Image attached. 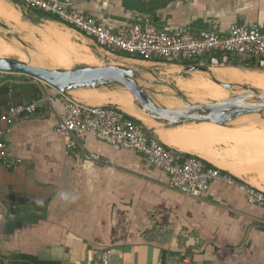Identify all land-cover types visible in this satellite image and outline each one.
<instances>
[{"label":"crops","instance_id":"1","mask_svg":"<svg viewBox=\"0 0 264 264\" xmlns=\"http://www.w3.org/2000/svg\"><path fill=\"white\" fill-rule=\"evenodd\" d=\"M5 1L16 8L20 21L16 24L2 14L0 20L31 43L46 64L64 67L39 46L44 37L55 41L47 29L51 22L68 31L70 40L94 43L17 0ZM60 1L111 27L144 17L167 31L194 33L207 28L224 33L232 23L264 25V0ZM120 57L134 64L150 62ZM72 60L76 59L71 56L69 66ZM56 93L30 75L0 71V115L10 101L24 103ZM73 96L93 105L109 102V95L94 91ZM61 112L55 99L53 105L44 102L12 124H1L8 157L20 162L10 167L0 163V264H101L99 254L105 249L110 250L109 264H178L181 255L193 263L264 264V205L248 203L243 191L221 180H213L201 197L184 195L170 186L165 172L135 150L89 134L68 138L57 132ZM201 123L145 125L173 147L168 141L174 132ZM220 140L207 143L211 158L194 154L264 190V141L252 145L251 155L237 156L230 140Z\"/></svg>","mask_w":264,"mask_h":264},{"label":"built area","instance_id":"2","mask_svg":"<svg viewBox=\"0 0 264 264\" xmlns=\"http://www.w3.org/2000/svg\"><path fill=\"white\" fill-rule=\"evenodd\" d=\"M17 1L24 7L56 17L60 23L91 38L98 48L110 55H121L118 52H122L127 57L144 61L192 62L198 65L243 61L264 69V25L248 27L232 23L224 33L212 28L194 33L188 29L167 31L154 24L150 17H144L111 27L67 7L60 0ZM55 99L62 107L56 131L66 137L89 134L110 145L135 150L165 172L170 186L184 195L201 197L213 180H221L243 191L248 203L264 205V190L237 180L228 171L205 163L195 154L166 145L144 124L122 110L105 104H88L59 91L55 96L41 94L24 103L9 102L6 112L0 115V163L10 167L20 162L18 158L8 157L1 124H12L18 116L34 113L44 102L53 105ZM91 156L94 157L93 154ZM109 254V249L100 252L101 264H109ZM178 264L203 263H193L181 255Z\"/></svg>","mask_w":264,"mask_h":264},{"label":"water","instance_id":"3","mask_svg":"<svg viewBox=\"0 0 264 264\" xmlns=\"http://www.w3.org/2000/svg\"><path fill=\"white\" fill-rule=\"evenodd\" d=\"M0 29L18 41L28 56L27 60L0 56V71L30 75L69 96L74 97L73 95L80 91H94L105 95L113 93L125 95V92H128L132 97L134 106L145 117L163 125L212 122L226 127H235L230 124L247 115H258L264 123V92L254 86L221 81L215 77L210 66L172 62H166V64L162 65L177 67L182 69L183 72L201 71L207 73V78L225 89L236 92L225 99L192 101L182 93L176 84L159 79L150 69L134 63H112L111 56L113 55L108 54L106 51L97 53L98 57L102 58L105 62L103 65L79 64L64 68L34 64L31 62L28 54V50H33V47L29 46L8 23L0 20ZM12 45L15 44L12 43ZM143 73L151 74L153 79L143 77ZM141 81L146 84L169 87L177 94L183 106H167L160 102L150 94ZM105 105L120 109L126 115L144 124L140 119L125 111L117 103L108 102Z\"/></svg>","mask_w":264,"mask_h":264},{"label":"bare ground","instance_id":"4","mask_svg":"<svg viewBox=\"0 0 264 264\" xmlns=\"http://www.w3.org/2000/svg\"><path fill=\"white\" fill-rule=\"evenodd\" d=\"M0 14L6 18L14 20L16 24L20 21L16 8L8 4L5 0H0ZM47 29H49L52 36H54L55 41H51L44 37L39 46L42 51L50 56L53 63L63 65L68 64L71 56L82 62L90 63L95 61L96 57L93 56L92 52L88 50V47L85 44L74 43L70 40L71 34H69L68 31L57 27L56 24L52 22L48 24ZM22 55V52L18 50L16 45H12L0 37V56H16L23 59ZM176 70H179V68H172V71ZM212 71L215 77L221 81H229L233 83H241L244 81L264 92V71L262 70L242 69L237 66H221L215 70L212 69ZM175 83H177L179 89L189 93L190 97L197 100L201 98L220 100L229 96L225 88L211 79L196 73L188 79L177 78ZM109 102L117 103L123 107L125 111L140 119L144 124H158L150 118L145 117L142 112L134 106L132 97L128 92H125L124 96L114 93L110 94ZM163 103L167 106H183L182 103L177 101L164 100ZM171 138L172 140H169L168 142L176 149L185 152H192L201 157L211 158L212 152L208 149L207 143L210 144L220 139H228L233 143L235 155H251L252 152L254 153L252 145L257 141H259V143L264 141V126L257 127L256 125H251L249 127L240 128L226 127L212 122H204L201 123L200 126H195L194 124L191 126L185 125L180 130L174 132Z\"/></svg>","mask_w":264,"mask_h":264},{"label":"rangeland","instance_id":"5","mask_svg":"<svg viewBox=\"0 0 264 264\" xmlns=\"http://www.w3.org/2000/svg\"><path fill=\"white\" fill-rule=\"evenodd\" d=\"M0 37L2 39H4L5 41H7L8 43L11 42L10 44L14 43L17 46L18 50L22 52L23 59L24 60L28 59V56L24 52V49H23L22 45L18 41H16L11 35L6 34L3 30L0 29ZM72 41L74 43H78V44H83V45L85 44L88 47V50L90 52H92V54H95V55H97L98 52L103 51V50H100V48H97V46L94 43H88L85 40H81L79 38H72ZM25 42L29 46L32 47L31 43H29L27 41H25ZM28 54H29V58H30L31 62L35 63L37 65L39 64L41 66H46V67H55L57 65V64H49V63L46 64L45 60L43 59L44 61H42V59L39 57V55H37V53H35V49L34 48H33V50L29 49L28 50ZM118 54H121V55H115V56L113 55V56H111V62L112 63H114V62H119V63L123 62V63H128V64L132 63L131 61L123 59L122 57H120V56L124 55L122 52H118ZM8 57L18 58L16 56H8ZM71 63H72V65H70V66H69V64H64V67H73V65H79V64H91V65H93L94 63H98V64H94V65H103V64H105L103 59L100 58V57L97 60L95 59L94 62H90V63L81 62V61H78V60L77 61H72ZM188 63H190V62H188ZM198 63L203 64V62H198ZM138 65H140V66H142L144 68L152 70L153 73L155 75H157V77L159 79H163L164 81H168L169 83H173V84H176V85H177V83H175V82H176L177 78L188 79L191 76H193L195 73L199 74L201 76H204V77H208L207 73H204V72H201V71L183 72L182 69H179V70H176V71H172V67L162 66L161 64L153 65L150 62H148V63L144 62V63L138 64ZM205 65L206 66H210L211 70L212 69L215 70L216 68L221 67V66H237V67H240L242 69H250V70H255L256 69L257 71H261V70L264 71L263 68L255 66L252 63L243 62V61H239V62H237V64H226V65L225 64L224 65H215V64L212 65V64H210V65H208V63H207ZM142 72H144V71H142ZM142 75H143V77H147L148 79H153V77L149 73H143ZM141 82H142L143 85H145V88L150 92V94L153 95L154 97L158 98V100L160 102L163 103L164 100H169V101H177V102L182 103L181 100L179 99V97L177 96V94L172 89H170L169 87L164 86V85L146 84L143 81H141ZM240 84L245 85V86H252L251 84L246 83L244 81L241 82ZM225 90H227L228 95H232V94L236 93V92H233V91L228 90V89H225ZM182 93H184L187 96V98H189L192 101H204V100L205 101H210L211 100L209 98H201L199 100L193 99L192 97L189 96V93L185 92L184 90L182 91ZM263 124H264L263 121L259 118L258 115H247V116H244V117L232 122L230 125L231 126H235V127L244 128V127H249L251 125L252 126L253 125L264 126ZM218 141H221V140H218Z\"/></svg>","mask_w":264,"mask_h":264},{"label":"trees","instance_id":"6","mask_svg":"<svg viewBox=\"0 0 264 264\" xmlns=\"http://www.w3.org/2000/svg\"><path fill=\"white\" fill-rule=\"evenodd\" d=\"M14 2H16V1H14ZM44 16H47V17H50V18H52V19L58 20L56 17L51 16V15H47V14H45ZM233 64H237V63H233Z\"/></svg>","mask_w":264,"mask_h":264},{"label":"clouds","instance_id":"7","mask_svg":"<svg viewBox=\"0 0 264 264\" xmlns=\"http://www.w3.org/2000/svg\"><path fill=\"white\" fill-rule=\"evenodd\" d=\"M37 203H39V204H42V203H43V201H39V200H38V201H37Z\"/></svg>","mask_w":264,"mask_h":264}]
</instances>
